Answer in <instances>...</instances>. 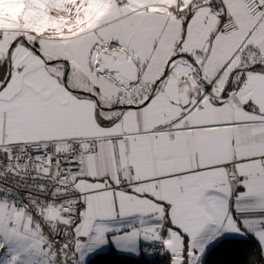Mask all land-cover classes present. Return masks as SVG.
I'll return each mask as SVG.
<instances>
[{"label":"snow or ice","instance_id":"obj_1","mask_svg":"<svg viewBox=\"0 0 264 264\" xmlns=\"http://www.w3.org/2000/svg\"><path fill=\"white\" fill-rule=\"evenodd\" d=\"M264 264V0H0V264Z\"/></svg>","mask_w":264,"mask_h":264},{"label":"trees","instance_id":"obj_2","mask_svg":"<svg viewBox=\"0 0 264 264\" xmlns=\"http://www.w3.org/2000/svg\"><path fill=\"white\" fill-rule=\"evenodd\" d=\"M93 264H135V262L132 260H118L116 257L105 253L95 259ZM157 264H162V262H157Z\"/></svg>","mask_w":264,"mask_h":264}]
</instances>
